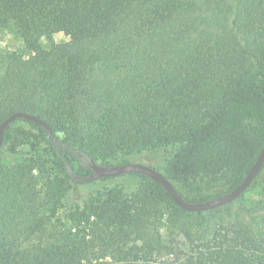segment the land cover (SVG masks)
Here are the masks:
<instances>
[{
  "label": "trees",
  "instance_id": "trees-1",
  "mask_svg": "<svg viewBox=\"0 0 264 264\" xmlns=\"http://www.w3.org/2000/svg\"><path fill=\"white\" fill-rule=\"evenodd\" d=\"M6 20L31 51L0 52V122L26 112L51 132L4 130L40 136L47 161L0 160V264H264V162L204 212L140 174L137 194L62 210L69 182L117 152L170 150L163 174L191 193L242 181L264 144V0H0ZM58 32L71 40L41 47Z\"/></svg>",
  "mask_w": 264,
  "mask_h": 264
},
{
  "label": "rangeland",
  "instance_id": "rangeland-1",
  "mask_svg": "<svg viewBox=\"0 0 264 264\" xmlns=\"http://www.w3.org/2000/svg\"><path fill=\"white\" fill-rule=\"evenodd\" d=\"M2 30L0 32V52L6 51H18L23 53L25 56L31 51L30 47L23 43L21 36L16 32L13 24L10 21H3ZM72 34L68 32H58L55 33L50 38H40L39 44L44 49H49L51 44L62 43L71 40ZM24 126L25 130L36 135L37 133L31 129L28 125L20 124ZM37 144V145H36ZM35 147V149H34ZM44 145L40 136L36 139H31L30 142L26 141L24 138H14L11 136L10 139L3 140V145L0 148V160L6 166L21 162L25 158L33 155L36 160L40 159V162L47 161V156L44 154ZM38 150V151H35ZM170 150L160 149L152 151H141L136 150L129 152H117L112 154L107 159L99 162L102 165H115L122 162H138L149 165L156 170L163 173L166 165V160L170 156ZM43 169L41 173V178L43 180L47 178L48 174L51 173L50 167ZM264 179V169L262 170L257 182ZM142 179L125 174L121 176L102 178L89 182H69V191L63 200V209H71L75 207H81L87 201L94 200L98 198L106 189L113 187H119L126 194H137L140 190V184ZM176 186V185H175ZM182 192V195L189 200H198L205 196H216L217 193L220 195L225 193V189L220 185H217L214 189L210 191H204L201 193H191L176 186ZM257 189V188H256ZM256 189H249L245 196L249 199H254L256 196ZM238 201L235 202V206L238 205Z\"/></svg>",
  "mask_w": 264,
  "mask_h": 264
},
{
  "label": "water",
  "instance_id": "water-1",
  "mask_svg": "<svg viewBox=\"0 0 264 264\" xmlns=\"http://www.w3.org/2000/svg\"><path fill=\"white\" fill-rule=\"evenodd\" d=\"M17 118L34 122L44 127L49 133L51 132L46 122L41 118L26 112H14L0 122V148L3 145L5 128ZM263 162L264 144L260 149V152L258 153L251 168L236 187L220 196L201 202H187L186 200H184V198L177 192L176 188L162 172L144 163L125 162L115 165H101L99 163L91 161L89 163L91 173L87 176L79 177V180L82 182H89L125 174H140L159 184L170 195L172 201L182 210L189 212H204L234 202L240 195L245 192V190L251 184Z\"/></svg>",
  "mask_w": 264,
  "mask_h": 264
}]
</instances>
